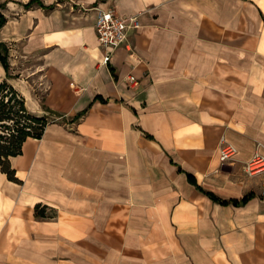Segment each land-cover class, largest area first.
Here are the masks:
<instances>
[{"label": "crops", "instance_id": "1", "mask_svg": "<svg viewBox=\"0 0 264 264\" xmlns=\"http://www.w3.org/2000/svg\"><path fill=\"white\" fill-rule=\"evenodd\" d=\"M27 1L0 81L50 122L0 168V264H264V0ZM107 7L139 26L105 64Z\"/></svg>", "mask_w": 264, "mask_h": 264}, {"label": "trees", "instance_id": "2", "mask_svg": "<svg viewBox=\"0 0 264 264\" xmlns=\"http://www.w3.org/2000/svg\"><path fill=\"white\" fill-rule=\"evenodd\" d=\"M34 3L39 6H45L41 0H28L26 3H23V6L28 8ZM52 5L50 4L45 7L51 8ZM0 8H3V4H0ZM6 20V16L0 10V28ZM0 62L4 67L6 77L12 76L9 73L8 46L5 42H0ZM82 113H78L74 118H78ZM49 122L50 119L47 115L35 114L27 108L24 96L11 83L6 79L0 81V168L7 175L8 179L20 182L14 168L11 167L10 157L22 153V146L26 139L41 138ZM186 174L188 180L195 184L200 191L213 201L223 205H243L253 196V193H247L240 199H222L214 192L204 190L196 182L192 174ZM47 208L48 206L46 205L36 204V217H52L56 214V211L50 212L51 214L46 212Z\"/></svg>", "mask_w": 264, "mask_h": 264}, {"label": "built area", "instance_id": "3", "mask_svg": "<svg viewBox=\"0 0 264 264\" xmlns=\"http://www.w3.org/2000/svg\"><path fill=\"white\" fill-rule=\"evenodd\" d=\"M138 26L139 21L135 16H121L111 7L98 9L94 28L97 41L103 49L102 63L110 62L115 49L124 42L128 29ZM233 152L234 148L231 146L223 148L220 156L221 160H227ZM262 163H264V160L256 156L251 163L246 165V169L253 171Z\"/></svg>", "mask_w": 264, "mask_h": 264}, {"label": "rangeland", "instance_id": "4", "mask_svg": "<svg viewBox=\"0 0 264 264\" xmlns=\"http://www.w3.org/2000/svg\"><path fill=\"white\" fill-rule=\"evenodd\" d=\"M43 1H48V0H43ZM50 1V0H49ZM52 1H60V2H64V1H67V0H52ZM0 4L2 5L3 4V6H4V2H3V0H0ZM1 9V8H0ZM30 62H36V60H29ZM39 93H40V90H39Z\"/></svg>", "mask_w": 264, "mask_h": 264}]
</instances>
